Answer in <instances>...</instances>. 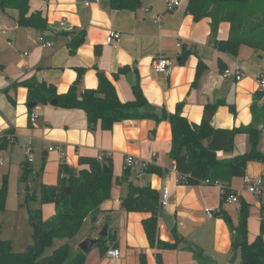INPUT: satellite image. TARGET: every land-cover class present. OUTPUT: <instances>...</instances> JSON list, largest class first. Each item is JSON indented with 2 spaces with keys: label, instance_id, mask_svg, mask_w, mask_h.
<instances>
[{
  "label": "crops",
  "instance_id": "0c3cea01",
  "mask_svg": "<svg viewBox=\"0 0 264 264\" xmlns=\"http://www.w3.org/2000/svg\"><path fill=\"white\" fill-rule=\"evenodd\" d=\"M29 5L30 13L39 11L43 14L50 30L39 33L18 27L13 20L14 11L8 12L9 17L0 13V64L3 66L0 71V155L12 154L15 145L22 150L24 161L16 165L17 181L22 163L29 165L32 175L42 170L39 175L43 182L44 163L50 161L57 175L55 183L50 182L47 186H53L58 180L60 164L78 171L83 168L79 165L80 159L101 160L105 156L112 165L114 177L119 178L125 170L127 156L142 159L159 168L162 174L137 178L136 172L129 169V180L113 183L110 198L101 204L95 221L90 217L85 222L90 227L82 241L87 237L98 238L103 228H107V249H118L120 257L106 258L94 248L96 250L86 256V264H140L141 254L145 255L146 264H157V250L150 248L142 226V221L150 214L127 213L121 206L129 182L136 186L150 185L161 195L162 188L167 186L169 199L162 212L173 218V228L179 239L183 238L187 246L191 244L200 250L195 253L189 247L190 251H187L182 243L176 250L161 252L163 264H198L194 255L200 253L216 264H231L229 258L234 253L231 250L230 221L207 218L204 212L208 208L215 212L223 210L229 215L226 205L222 208L220 188L217 185L186 186L178 183L169 156L172 134L167 121L133 119L114 125L110 131L102 130L99 125L90 129L82 110H65L28 99L27 89L19 84L30 79L44 82L53 85L61 95L70 89L79 74L78 92H82L96 89L97 68L112 82L122 103L134 100L132 88L139 84L148 105L174 113L181 103V113L191 123L210 120L215 129H233L253 122L251 105L256 98H259L258 111L264 108V90L260 89L258 82L260 78L264 80V53L247 46L240 47L237 57L218 51L210 39L211 19L194 22L185 10L186 0L172 12L166 10L165 0H140L134 11L113 10L110 0H30ZM111 31L120 33V37L108 44L106 40ZM82 32V43L73 53L70 52L71 41ZM229 32V24L221 23L217 39L227 40ZM39 36L50 46H42ZM95 47L100 50L99 57H96ZM183 50L186 56L182 61ZM160 57L166 58L170 64L168 76L152 69L153 61ZM199 62L203 69L196 80ZM234 64L243 73L239 81L224 78L220 73V65L231 67ZM123 67L128 68L127 72L115 79L114 75ZM131 71L136 74L134 86L125 80V75ZM229 104L234 106L235 115L230 113ZM209 112L210 117L205 119ZM31 113L37 116L33 123L29 121ZM260 122L263 123L260 151L264 154V120L257 123ZM8 134L13 136L14 142L4 147L3 140ZM50 145H61L65 158L60 159L57 152H49ZM28 146L32 148V164H28L24 156ZM248 150V137L241 134L234 138L231 153H218L217 157L227 159ZM40 158L43 163L38 169L35 164ZM4 164L0 158V166ZM245 174L264 176V165L249 162ZM239 187L245 190L242 177L233 178L230 189L238 193ZM25 192L29 193L30 189ZM245 192L253 198V201L246 200L239 195L240 200L249 204L246 245L251 246L258 239H262L264 245V235L253 228L256 222L252 218L257 216L264 221V203ZM41 209H46V217L55 212L52 204H45ZM234 210L238 219L239 203ZM159 228L162 241L174 242L171 230L166 228L162 219ZM238 258L243 264L240 254L239 257L236 254L233 264Z\"/></svg>",
  "mask_w": 264,
  "mask_h": 264
},
{
  "label": "trees",
  "instance_id": "16d2710c",
  "mask_svg": "<svg viewBox=\"0 0 264 264\" xmlns=\"http://www.w3.org/2000/svg\"><path fill=\"white\" fill-rule=\"evenodd\" d=\"M30 0H0V13L8 16L9 11H14V23L21 28L35 32L50 30L47 19L39 11L30 13ZM140 0H110L113 10H136ZM185 10L194 22L204 18L211 19L210 39L218 51L232 57H237L241 46H247L264 53V0H186ZM230 26L227 40H218L217 32L221 23ZM80 36V37H79ZM83 32L70 43V52L82 43ZM96 57L100 50L95 47ZM186 52L183 50L182 61ZM202 64L199 62L196 72L198 79ZM3 66L0 64V71ZM96 68V67H95ZM227 67L220 65V73ZM97 70L98 85L96 89H85L78 92L80 75L65 93L58 95L53 85L44 82L26 80L19 85L27 89L28 99H34L41 104H50L56 100V107L65 110H82L85 113L87 126L90 129L99 127L110 131L114 125L133 119L151 118L167 121L171 127V148L169 156L179 175L178 183L186 186L201 184H221L225 193L230 192V183L233 178L243 177L249 162H258L264 165V154L260 151V133L255 131V123L264 120V108L258 111L257 100L251 105L253 122L248 126L233 129H215L210 120H202L200 124L188 121L181 113L182 104H178L174 113L163 110V118H157L139 113V109L148 105L139 84L132 90L134 100L122 103L117 96L112 82ZM128 68L123 67L114 75L115 79L124 75ZM220 104H225L221 102ZM226 105V104H225ZM213 107H209L212 109ZM229 111L235 115L233 105H228ZM247 135L249 150L231 158L219 159L218 153L229 154L233 149L234 138L237 135ZM10 135V134H8ZM7 135V136H8ZM3 140L4 147L13 144ZM13 137V136H12ZM14 139V138H13ZM108 159V158H107ZM105 156L101 160L96 158H82L79 165L83 167L78 171L70 169L66 164H60L56 185L41 184L39 189V204L54 205L55 212L47 220L42 217V209L31 211L27 206V220L32 228V243L23 252H14L8 240L0 238V264H86L87 254L82 253L73 243V239L83 228L86 219L95 221L102 203L110 198L113 183H122L129 180V168L125 169L121 177H114L112 165ZM22 163L19 181L24 183L32 176L31 168ZM106 166L108 172L103 171ZM42 171V170H41ZM148 174L161 175L159 168L149 166ZM7 175L2 176L0 188V212L5 208L7 193ZM207 182V183H205ZM68 190V191H67ZM227 194V193H226ZM26 197V204L31 200ZM222 202L225 195H221ZM121 206L125 212H142L150 216L142 221L149 246L156 249V263L163 264L161 252L176 250L180 244L183 249L190 251L184 239H179L175 228L171 230L174 242L160 239L161 224V194L150 185L136 186L128 183L127 195L122 199ZM249 214V204L244 200L239 202L238 223L233 226L228 224L231 234V250L234 254L243 256V264H264V245L258 239L253 245H246V220ZM223 210H218L214 217H225ZM264 216V215H263ZM1 231V227H0ZM64 241L53 248L54 240ZM107 239L102 238L96 246L101 254L107 250ZM53 248V249H52ZM51 250L47 254L48 250ZM198 264H216L213 260L201 253L194 255ZM140 264H146L144 254L140 255Z\"/></svg>",
  "mask_w": 264,
  "mask_h": 264
},
{
  "label": "rangeland",
  "instance_id": "374dc122",
  "mask_svg": "<svg viewBox=\"0 0 264 264\" xmlns=\"http://www.w3.org/2000/svg\"><path fill=\"white\" fill-rule=\"evenodd\" d=\"M184 1L185 0L182 1L181 5L184 4ZM254 51L257 50L254 49ZM14 148L15 149L12 154L6 152L5 154L0 155V158H2V160L5 161V164L3 166H0V188L2 186L3 174L7 175V180H8L5 208L3 211L0 212V227H1L0 238L3 240L10 241L12 250L14 252H23L32 243V228L29 221L27 220V206L30 207L31 211L37 209L38 207H41L39 204V189L41 187V184L44 183L45 185H48L50 182L55 183V176L57 175V173H55V171L52 169L51 162L48 161L44 163L45 167H44L43 175H45V177L43 179V182L39 175L40 173H42L40 172L41 170L37 171L36 174L30 176L26 182L24 183H21L20 181L18 182L17 181L18 172L16 165L20 161H24V159L22 157V150L17 145H15ZM42 160H43L42 158L38 159L35 164L37 165L36 167L38 169L43 163ZM27 186L30 189L29 193L25 192ZM237 191H238L237 193L238 195H241L246 200L249 199L253 201L252 196L247 194L245 190H243V188L239 187ZM27 196H30L32 199L26 204ZM222 204H223L222 208H224V205H226L225 210L229 212V215L227 214L225 216L226 217L225 221L226 222L230 221V224L233 226L237 225L238 219H237L236 211L234 210L236 204L228 203L226 201L222 202ZM46 212H47L46 209L45 211L42 209V217L44 220H47L51 217V216L46 217L47 215ZM219 218L223 219V217H219ZM252 218L256 222L253 228H255L258 231V233L262 232L264 235V221L262 222L261 218L257 216ZM89 227H90L89 224H85L84 228H82L78 233V235L73 239V243L76 245V247H78V245L81 243L86 232H89ZM63 242L64 241L59 239L54 240L53 248L57 247ZM95 248L97 249V247ZM52 249L48 250L47 254L50 253ZM96 249L93 248L92 250H96ZM237 254L239 257V253ZM231 259L232 257L229 258V261H231ZM236 264H241L239 258Z\"/></svg>",
  "mask_w": 264,
  "mask_h": 264
},
{
  "label": "built area",
  "instance_id": "2783aa9c",
  "mask_svg": "<svg viewBox=\"0 0 264 264\" xmlns=\"http://www.w3.org/2000/svg\"><path fill=\"white\" fill-rule=\"evenodd\" d=\"M96 2H98V0H95ZM166 1V10L168 12H172L173 10H175L176 8H178L183 0H165ZM120 37V33L115 32V31H111L107 37L106 42L108 44L114 43L115 41H118ZM38 41L42 43V46H50V44L47 43H43V37L39 36L38 37ZM152 69L157 72V73H161L164 74L166 76L169 75L170 73V64L168 62V60L166 58H158L156 60L153 61L152 63ZM222 76L224 78L227 79H232L234 81H239L242 79L243 77V73L240 69V67L237 64L232 65L231 67H227L223 73ZM259 87L261 90H264V80L263 79H259ZM37 119L36 114L31 113L30 117H29V121L31 123H33L35 120ZM7 140H9L10 142L13 141V137L11 135L7 136ZM48 151L49 152H57L59 155L60 159H64L65 158V153L63 150V147L61 145H50L48 146ZM24 156L26 159V162L28 164H32L34 163V158L32 156V148L30 146L26 147L24 150ZM151 166L150 163L142 160V159H137L134 158L132 156H127L125 158V166L124 169H133L136 173V177L137 178H143L145 176L148 175L147 173V169L148 167ZM173 171H176L175 166L173 165L172 167ZM178 175V173H177ZM178 179H179V175H178ZM243 185L245 190L252 194L253 196H255L260 202L264 203V176H260V177H251L247 174H245L243 177ZM207 183V182H205ZM215 185L219 186L220 191H221V195H225V201L228 203H232V204H237L240 202V197L239 195L234 192V191H230V192H226L225 193V187L222 186L219 183H216ZM169 199V189L167 186H164L162 188V195H161V205L162 207H165L167 205ZM205 215L207 216V218H213L214 214L216 213L215 211L211 210V209H205L204 210ZM98 225V224H96ZM104 255L106 256V258L109 259H118L120 257V252L118 249L112 247L106 250V252L104 253Z\"/></svg>",
  "mask_w": 264,
  "mask_h": 264
},
{
  "label": "water",
  "instance_id": "95a60500",
  "mask_svg": "<svg viewBox=\"0 0 264 264\" xmlns=\"http://www.w3.org/2000/svg\"><path fill=\"white\" fill-rule=\"evenodd\" d=\"M134 68V67H133ZM125 80L127 81V83L130 86H134L135 82H136V74L131 71L128 72L125 75ZM57 101L56 100H52L50 102V104L52 105H56ZM139 113L141 114H145V115H149V116H153L155 118H157L158 120H161L163 118V110L160 107H156V106H151V105H146L143 106L139 109ZM211 113L209 112L208 114H206L205 119H208L210 117ZM263 128V123H257L254 126V130L255 131H261ZM103 171L105 173L108 172L106 166H103ZM28 186L26 187V190L28 191ZM68 191V190H67ZM161 219L163 221V223L165 224L166 228L169 230H172L173 225H174V220L171 216L165 214L164 212L161 213ZM107 228H103V230L99 233L98 238H91V237H87L86 239H84L79 245H78V249L84 253V254H88L93 248H95L99 242L101 241L102 238H106L107 234H106ZM190 249L192 251H194L195 253H199L200 250L194 246V245H189ZM236 259V254L233 255L232 259H231V264L234 263Z\"/></svg>",
  "mask_w": 264,
  "mask_h": 264
}]
</instances>
